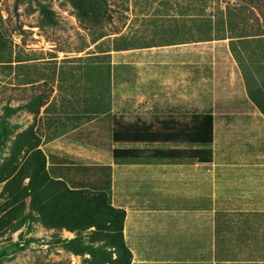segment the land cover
I'll use <instances>...</instances> for the list:
<instances>
[{"label":"rangeland","instance_id":"1","mask_svg":"<svg viewBox=\"0 0 264 264\" xmlns=\"http://www.w3.org/2000/svg\"><path fill=\"white\" fill-rule=\"evenodd\" d=\"M100 9L96 25L68 0H0V163L17 133L31 127L45 143L85 123L72 113L93 104L137 122L162 111L259 116L244 88L264 89V0H104ZM126 42L140 48L113 50ZM40 92L47 111L19 108ZM73 236L30 219L0 235V264H84L87 255L55 243Z\"/></svg>","mask_w":264,"mask_h":264},{"label":"crops","instance_id":"2","mask_svg":"<svg viewBox=\"0 0 264 264\" xmlns=\"http://www.w3.org/2000/svg\"><path fill=\"white\" fill-rule=\"evenodd\" d=\"M107 112L40 148L52 178L125 210L130 264H264V114Z\"/></svg>","mask_w":264,"mask_h":264},{"label":"trees","instance_id":"3","mask_svg":"<svg viewBox=\"0 0 264 264\" xmlns=\"http://www.w3.org/2000/svg\"><path fill=\"white\" fill-rule=\"evenodd\" d=\"M68 1L77 10L80 21L96 25L102 23L104 12L101 13L100 6L104 0ZM41 11L46 15L50 13L45 7ZM103 36L105 34H100L93 42ZM204 40L209 39L197 41ZM137 48L140 47L126 42L113 50ZM97 72L104 71L99 68ZM109 73L107 69L105 76ZM248 95L264 114V89H248ZM51 103L48 96L40 92L28 97L19 108L35 116L43 106L47 111ZM93 105L74 114L77 122L89 121L104 113L101 106ZM15 110L8 107L6 114ZM40 143L32 128L27 127L17 133L9 157L0 163V235L19 229L30 219L39 220L46 229L73 232L72 239L57 238L55 243L74 255H87L83 259L84 264H130L131 253L123 237L125 210L113 207L109 190L73 189L63 180L52 178Z\"/></svg>","mask_w":264,"mask_h":264}]
</instances>
